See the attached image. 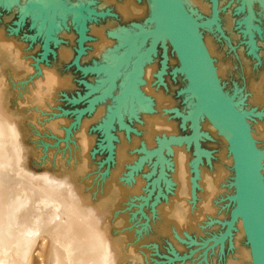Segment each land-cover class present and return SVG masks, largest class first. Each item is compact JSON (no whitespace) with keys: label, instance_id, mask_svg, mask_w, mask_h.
<instances>
[{"label":"rangeland","instance_id":"obj_1","mask_svg":"<svg viewBox=\"0 0 264 264\" xmlns=\"http://www.w3.org/2000/svg\"><path fill=\"white\" fill-rule=\"evenodd\" d=\"M219 1L221 14L232 8L237 15L244 4ZM46 2L0 0V264L234 263L238 248L232 235L222 242L211 240L224 227L232 194L214 197L213 213L203 212L215 172L227 155L221 135L201 120L199 150L209 153V161L200 153L194 187L191 163L198 158L193 142L171 143L162 151L161 170L159 142L190 132L191 120L182 117L195 105L168 43H158L135 81L133 92L148 100L151 109H141L130 96L111 117L132 62L119 70L114 85L108 71L77 70L73 58L79 22L58 7L51 13L50 0ZM63 2L83 5L80 62L85 65L113 60L124 49L111 32L133 33L151 24L147 0ZM236 26L242 35L230 41L234 46L213 35L214 29H200V35L223 93L241 104L239 112L257 147H262L264 27L258 31L263 36L252 35L257 59L249 31ZM238 43L239 57L233 50ZM219 62H228L230 71L220 73ZM153 118L171 123L170 128H152ZM176 151L185 154V178L177 170ZM25 221L31 230H26Z\"/></svg>","mask_w":264,"mask_h":264},{"label":"water","instance_id":"obj_2","mask_svg":"<svg viewBox=\"0 0 264 264\" xmlns=\"http://www.w3.org/2000/svg\"><path fill=\"white\" fill-rule=\"evenodd\" d=\"M51 1L47 5H50L51 13L56 7L54 4L62 11L70 8L61 5L59 1L57 3L55 0ZM149 1L156 22L134 32L127 48L110 65L99 63L81 67L78 64L77 56L81 52V39L84 37L85 17L82 15L83 19L78 25L77 50L73 64L81 70L88 68L114 70L131 53L137 37L141 39L151 37L148 48L152 47L159 38L168 40L197 104L190 121V132L167 136L164 144L191 136L200 113L220 135L226 138L232 159L233 205L223 229L218 235H212L211 240L219 242L228 236L226 234L230 232L233 220L238 215L249 247L251 264H264V181L259 170V160L264 155V146L257 148L242 114L223 93L209 52L198 31V27L215 19L216 0H210L211 15L206 20L193 18L181 0ZM256 1L264 12V0ZM249 13L248 8V19Z\"/></svg>","mask_w":264,"mask_h":264},{"label":"bare ground","instance_id":"obj_3","mask_svg":"<svg viewBox=\"0 0 264 264\" xmlns=\"http://www.w3.org/2000/svg\"><path fill=\"white\" fill-rule=\"evenodd\" d=\"M58 1H59V3L61 5L69 6V5H66L63 2V0H55V3H57ZM242 1H243L244 4H241L242 5L241 12H239L237 15L231 13L230 9H232V8H229L228 10H226L225 13H222L223 14L222 15L221 14V6H220V2L221 1L217 0V10H216L217 13H216L215 19L212 22H208L205 25H203L201 27H198V31L200 33V29L203 30V31H208V30H213L214 29L212 31L213 35L216 36L218 34L217 36H221L222 41L224 40L223 43H228L229 46H234V44H232L230 41L232 40V42L233 41H236L237 42V40L239 38H241V35H242V33L239 32V31H237V30H235L234 27L236 25H238V27L236 26L237 28L240 27V28H242V30L243 29H245V30L247 29L249 31V36L251 37V52L256 55V58L257 59H259L260 57L256 54V51H255V47H254L255 42L252 40L253 39L252 35L256 34V32L258 33V31H260L261 29H263V27H264V12H263L262 8L260 7V5L258 4V2L256 0H247L248 7L246 6L247 5L246 0H242ZM147 2H148V5H149V7L151 9V13H150V16H149V22L155 23L156 22L155 13L153 12V10L151 8L150 1L147 0ZM181 2L183 3V5H185L189 9V11H190V13L192 14L193 17L195 15H199L200 18L203 19V18H206L209 15V9L210 8H209V3H208L207 0H181ZM54 6L58 7L56 4H54ZM69 7L70 8L68 10H64V11L71 12L75 16V20L77 22H80V20L83 19V16L85 17L84 9H83L82 6H69ZM248 8H249V11H250V13H249V19H248ZM218 11H219V15H218ZM255 12H256V14H255ZM218 16H219V19H217ZM256 18L259 19L258 20L259 22L257 20H255ZM238 21H240V22H238ZM225 32L226 33L228 32L229 34L227 33L228 35H225ZM111 33L114 34V36L117 37V39H119V44L121 46H123V47L126 45L124 41H129L128 39H131V37H132V36L130 37V34L131 33L128 32L127 30H124V31H115V32H111ZM243 34H245V33H243ZM258 34L263 36V34H261L260 32ZM211 37L212 36H210V34H208V36L206 37V40L208 39V42H211L210 41ZM148 38L149 37H144L142 39H143V41H145ZM137 39H141V37L140 38H137ZM159 40H160L161 43L164 42V41H166L165 38H159ZM142 43L140 44L141 46H142ZM225 46H226V44H225ZM235 46H236V44H235ZM237 47H238V49H235L236 48L235 47L233 50L235 51V55H238V57H239V55L242 54L241 53L242 52V46H240V43H238L237 44ZM261 47H264V46L262 45ZM138 50H139V48H137L132 54H130L131 56L124 61V63L122 64V67L126 63H128V61L131 59V57ZM109 52L110 51H107L106 54H110ZM151 52H153V48L152 47L148 48L144 52H142V53H140V54L137 55L136 60H138V61L136 62V60H135L134 61V64H133V68L131 67L132 68V71L130 73V80L127 83V85L124 87V90L122 92V96L117 101L118 102V106L116 107V110L114 112H112L111 117L113 115L114 116L115 115L116 116L118 115V112L122 108V105L124 104V102L126 103V101H123V100L129 98L130 96H131L130 97L131 99L134 98V99H136L139 102V105H141V109H144V110H150L151 109V105L149 104V101L148 100H146V99L144 100L138 93H136L137 91L136 92H133L135 90V86H136L135 85L136 82H134V81L137 80L138 73H139V75L141 74V71L143 73V69H144L143 68L144 67L143 64H144V62H146L149 59V57L147 59H146V57L148 55H150ZM263 52H264V48L262 50V53ZM239 53H241V54H239ZM143 60H145V61H143ZM221 60H222V58H221ZM140 61H143L141 65H140ZM227 63L228 62H226V64H222L221 62H219L217 64V69L220 71V73L225 74V73H227V72L230 71L229 70L230 69L229 68L230 65H228ZM161 65L162 66L164 65V61L162 62ZM163 69L164 68L162 67L161 70H163ZM119 70H120L119 67L116 68V69H114V70H107L108 73L109 72L112 73V75H111V84L115 83L116 80L114 81V78H116L118 76V73L120 72ZM179 70H180V72L183 73V71L181 70V68H179ZM104 71H106V70H104ZM183 76H184V74H183ZM158 77L160 78L161 77V74H159ZM185 84H186V90H187L186 92H187V94L191 95L192 98H193L192 101L195 102V100H196L194 98L195 96L192 93V91L190 90V87H189V84H188L187 80H185ZM255 89H257V88H255ZM129 91L131 92V94L129 93V95H127V92H129ZM228 99L230 100V102L239 111H242L241 110L242 106H241L240 103L237 102V99L236 98L231 97V98H228ZM196 104H197V101L195 102V105ZM195 105L192 107L193 109H192V111L190 113H188L187 117H185V116L182 117L183 120H186V121L188 119L191 120ZM241 114H244V113H241ZM203 118H205V117H203L202 113H200L198 115V118H197V124H196L195 130H194V132L192 133L191 136L186 137V138H182V139H178L176 141H172L171 142L172 145L173 144H177L178 146H182L183 145L182 143H186L187 145H189L191 142H193L195 144V146H196V154H197V158L198 159H196L195 161H193L191 163V168L193 169V179L191 180L192 187H194L195 185H197V180L196 179L200 175V168H199L200 153H202V152L205 153L204 156L209 161V153L207 154L206 151L199 150V144H198L199 143L198 138L200 137V132H199L200 131V122H201L200 120L203 121ZM150 124H151L150 126H152V128L153 127L154 128H162V127H169L170 128V124L171 123H168L167 121L162 120V119H159V118H153L152 119V123H150ZM164 129H162V130H164ZM253 133H255V132H253ZM257 135H254V136H257ZM262 135L263 134H260V136H262ZM221 138L223 140L224 147H226L225 149H227V155L225 153L226 157L221 161L220 168L216 170L215 177H214V185L208 191V196H207L206 202H204V205L202 204L204 206L203 207V212L204 213H208V212L209 213H213L214 208H213V204H212V199L214 197L220 198V197L224 196V194H226L227 191H229L227 194H232V196L230 197V199H231L230 201L233 203V171H232V159H231V156H230V153H229V150H228L226 138L223 137L222 135H221ZM164 140L165 139H163L162 141L159 142V148L157 150V155H158L159 161L161 163V165H160L161 166V170H162V168L164 166V161H165V159H163V156L164 155H162V151H164L165 149L169 150L168 148H170V146H171L170 145L171 143H169V144L168 143H165L164 144ZM255 145H256V143H255ZM257 148H259V146ZM175 155H176V159H177V161H178V163L180 165V166H178L179 168L177 167V170L179 172V175L181 177H183L185 174L184 175H182V174L185 172L184 169L187 167V165L184 166V162H185V159H186L185 154H183L181 152L178 153L176 151L175 152ZM263 156H261V158L259 160V167L262 168V169L259 168V170L262 171V174L261 175L263 176L262 178H263V181H264V166H262V164L260 165L261 160L264 158ZM230 177H232V178H230ZM183 178H185V177H183ZM226 182L229 183L228 186H224V184ZM25 224L26 225H24V226L26 227V230H28V228H29V230L32 229L30 227V222L29 221H25ZM232 224L233 225H232V228H231L230 232H233L234 231L235 234H231L229 232L226 235H229V234H230V236L232 235V238H233V242L232 243L238 249L236 250L237 257L235 259H232V262H234V263H230V264H236V263H239L240 261H242V262L243 261L244 262L247 261L249 264H251L249 247H248V244H247L246 240H245V245L246 246H244V244H243V241H244L245 237H244V234H243V230H242V227H241L240 218H239L238 215L235 217V219L233 220V223ZM74 228H75L74 225L71 226L70 231L73 230ZM77 234H79V233H77ZM228 240H230V238ZM78 242L79 241H76L75 244L77 243V245L79 246V243ZM219 242H222V241H219ZM53 250H54V248H53ZM52 255H53V251H52ZM52 259H53V257H52Z\"/></svg>","mask_w":264,"mask_h":264},{"label":"flooded vegetation","instance_id":"obj_4","mask_svg":"<svg viewBox=\"0 0 264 264\" xmlns=\"http://www.w3.org/2000/svg\"><path fill=\"white\" fill-rule=\"evenodd\" d=\"M208 3H209V8H210V0H208ZM66 5H68V4H66ZM126 3L124 4V7H123V9H125L126 8ZM71 6V5H70ZM83 6V5H82ZM216 10H217V0H216ZM216 13H217V11H216ZM211 15V10L209 9V15L206 17V19L209 17ZM205 18L204 19H201V20H206ZM80 20V19H79ZM200 20V19H199ZM151 24H153V23H151ZM150 24V25H151ZM147 26H149V25H144V26H139V27H136L135 28V30L133 31V33L134 32H136V31H138L139 30V28H144V27H147ZM129 32V31H128ZM131 34H130V37L133 35V33L132 32H130ZM137 38H140V37H137ZM135 39L134 40V48H133V50L131 51V53L130 54H132L137 48H139V50L131 57V59L128 61V62H132V68H133V64H134V61L136 60V58H137V55L138 54H140V53H142V52H144L145 50H147L148 49V46H149V43H150V41H151V38L149 37L148 39H146L145 41H143V39ZM129 41H124L125 42V46H124V49L122 48L121 50H120V53L121 52H123L124 50H125V48H127V46L129 45V43H130V39H128ZM136 42V43H135ZM143 42V43H142ZM145 42V43H144ZM165 42V41H164ZM164 42H162V43H164ZM166 42L168 43V45H169V47L172 49V51L174 52V50H173V48L171 47V45H170V43L168 42V40L166 39ZM81 52L79 53V55L77 56V62H78V64L81 66V67H89V66H93V65H97V64H99V63H103V64H107V65H110L112 62H114V60H115V58L117 57V56H119V54L120 53H118V55L117 56H115L114 57V59L113 60H109L108 62H94V63H91V64H88V65H85V64H82L81 62H80V58H81V55H82V51H83V39H81ZM142 43V46L140 45ZM158 43H161L160 42V40L158 39V40H156V42L153 44V46H152V48H153V51H154V49H155V47L158 45ZM139 45V46H138ZM138 46V47H137ZM152 53V52H151ZM128 55L126 58H125V60L127 59V58H129L131 55ZM174 55H175V57H176V59H177V56H176V54H175V52H174ZM150 55H148L147 57H146V59L149 57ZM145 59V60H146ZM124 60V61H125ZM124 61L119 65V69H121L122 68V64L124 63ZM138 60H136V62H137ZM144 61V60H143ZM143 61H140V65L142 64V62ZM177 61H178V59H177ZM179 63V62H178ZM74 65V64H73ZM139 65V66H140ZM159 65H160V63H159ZM74 67H75V65H74ZM76 68V67H75ZM77 70H79V71H82V72H85V71H91V70H98V71H100V70H102V71H104V69H93V68H88V69H85V70H81V69H79V68H76ZM107 71V70H106ZM131 71H132V69H131ZM131 71L129 72V74L131 73ZM109 74V76H110V78H111V75H112V73H108ZM129 80H130V76H129V79H128V82H129ZM138 80V79H137ZM116 82V81H115ZM127 82V83H128ZM135 82V81H134ZM137 83V82H136ZM127 85V84H126ZM125 85V86H126ZM136 85V84H135ZM195 98V97H194ZM195 102H196V100H195ZM203 117H205V116H203ZM201 119V118H200ZM205 119L207 120V118L205 117ZM201 121V120H200ZM208 121V120H207ZM208 123H209V121H208ZM210 124V123H209ZM211 125V124H210ZM212 126V125H211ZM213 127V126H212ZM214 128V127H213ZM215 129V128H214ZM216 130V129H215Z\"/></svg>","mask_w":264,"mask_h":264}]
</instances>
